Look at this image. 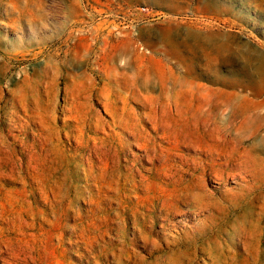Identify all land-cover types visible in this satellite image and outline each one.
Here are the masks:
<instances>
[{
  "label": "rangeland",
  "instance_id": "374dc122",
  "mask_svg": "<svg viewBox=\"0 0 264 264\" xmlns=\"http://www.w3.org/2000/svg\"><path fill=\"white\" fill-rule=\"evenodd\" d=\"M243 88L264 97V0H0V249L27 264H264V185L244 198L213 177L241 159L204 166L214 210L178 204L163 221L157 200L136 205L160 193L146 159L137 187L128 177L142 149L104 127L134 121L130 107L149 135L155 120L196 139L206 115L245 107L225 94Z\"/></svg>",
  "mask_w": 264,
  "mask_h": 264
},
{
  "label": "bare ground",
  "instance_id": "6f19581e",
  "mask_svg": "<svg viewBox=\"0 0 264 264\" xmlns=\"http://www.w3.org/2000/svg\"><path fill=\"white\" fill-rule=\"evenodd\" d=\"M129 93L131 96L130 97L131 100L128 97H125L124 100L139 102L140 99L138 95H136L135 93H131V92ZM185 93L187 94V92ZM201 94L203 96V93ZM225 94L227 95V98L233 99L232 102L235 99L243 100V102L246 104L242 106H245V107L244 108L238 107L237 109H240V111H235V112L232 110H229L228 115L226 116V118H224L225 121L220 122L221 124L216 121L217 117H212L208 119L210 115H206L208 118H204V119H207V121H205L204 123H201L200 126H197L194 132L197 138L192 139V140L186 139L183 134L186 131H182V130L181 132L176 131L174 133L169 132L167 130L169 133H166V131L161 133L162 131H164L162 129L165 126L161 129V125L155 120H152V123H151L150 132H152V135H149V133L143 127L140 126L139 115L136 113V111L133 108H130V107L127 109L128 110L127 112L136 118L134 121L123 118L124 112L122 113L113 112L110 117V122H104V127H106L109 131L113 132L115 135L119 136L120 134H122L124 136L131 138V141H126L125 144L127 146L135 145V147L138 146L142 149L140 150L141 152H143L142 154H140L139 156L130 155L132 159L130 161H127L129 162L128 166H126V169L129 170L128 177L130 181H133L134 187H137L134 184V179L137 176H139L140 178L142 177L140 175V172L135 167L136 164L142 159H144V161L146 159L151 164L149 165L151 167L146 171L150 172L151 179L153 180L154 184L159 188L160 193L156 194L150 189H144L142 191L145 194V197H142L141 199L136 197V205L143 203L142 206L147 205V208L145 207L147 211H152L154 208L153 201L157 200L158 204L160 205L159 211L163 213V217L161 218L163 221L164 220L169 221L171 216H174L173 214L175 212H178V204H182L185 207L194 209V212L196 213V215H199L201 212H205L208 209L214 210L216 203H211L209 201L206 202L207 200L205 201V199L209 197V193L205 189L206 174H205L204 166L205 165H212V166L223 165L225 167H229L231 161L238 160V159L242 160L240 163L241 173L234 172L233 169H231V171L217 169L214 172L213 177L217 179V181L218 180L221 181V183L226 182L228 179H231V180L237 179L238 181L236 182H238L239 191L244 198L252 196V195H256L257 190L263 187L264 185V97H262L261 92H254L251 89H246V88H243L239 91H228V92H225ZM225 104L227 105L226 102ZM129 106H130V103H129ZM225 112L226 110H223L220 116L223 117L222 115H225ZM106 113H108V111ZM219 118L220 117L218 116V119ZM116 131H120V133H116ZM70 141H71V138H70ZM247 141H251V142L248 145H244L245 142ZM179 147L194 148L195 155L191 157L184 155L182 152H180ZM112 153H113V149H112ZM213 154H216L217 156L229 157V160H227L223 164H218L213 159ZM155 163H158V165H155ZM247 176H251V177L255 176V180L252 183L242 184L241 182H248ZM144 177H142V179H144ZM168 189L171 190V194L169 195L167 194ZM149 193L151 194L149 195ZM84 214H87V213H84ZM135 215H136V212L133 211L132 216H133L134 221L136 220ZM120 216H122V214ZM152 223H153V219H152ZM153 225L149 227L150 230L151 229L154 230ZM198 234L195 232L193 235L196 238ZM0 255L6 256V259L4 260V264L8 263L9 260L16 261V264H27L28 262V253L23 250L21 251V250H16V249L12 250L10 248H4V249H0ZM117 258H118V255H117ZM32 263L36 264L35 261H33Z\"/></svg>",
  "mask_w": 264,
  "mask_h": 264
}]
</instances>
